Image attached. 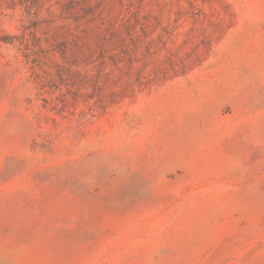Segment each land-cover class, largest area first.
<instances>
[{
    "label": "rangeland",
    "instance_id": "1",
    "mask_svg": "<svg viewBox=\"0 0 264 264\" xmlns=\"http://www.w3.org/2000/svg\"><path fill=\"white\" fill-rule=\"evenodd\" d=\"M34 2L0 0V264H264V0Z\"/></svg>",
    "mask_w": 264,
    "mask_h": 264
},
{
    "label": "trees",
    "instance_id": "2",
    "mask_svg": "<svg viewBox=\"0 0 264 264\" xmlns=\"http://www.w3.org/2000/svg\"><path fill=\"white\" fill-rule=\"evenodd\" d=\"M38 0H35V5H37ZM0 43L6 44V45H12L16 46L21 49V47H26V38L24 34L21 35H11V34H2L1 30V23H0ZM26 57H28L25 54Z\"/></svg>",
    "mask_w": 264,
    "mask_h": 264
}]
</instances>
